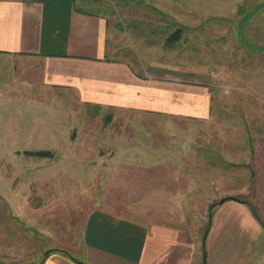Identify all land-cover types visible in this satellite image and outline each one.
<instances>
[{
  "label": "crops",
  "instance_id": "1",
  "mask_svg": "<svg viewBox=\"0 0 264 264\" xmlns=\"http://www.w3.org/2000/svg\"><path fill=\"white\" fill-rule=\"evenodd\" d=\"M110 19L102 0H0V97L16 102L17 116L24 105L28 116H40L35 109L43 106L63 120L74 117L81 129L88 115L108 116L109 123L111 114L124 117L121 129L106 131L105 139L99 133L75 140L78 148L122 150L107 157L99 195L91 207H81L78 234L49 248L39 264L264 261V223L255 213L264 212V173L256 172L255 157L235 156L232 165L205 159L208 135L201 137L204 129L195 122H214L209 87L176 73L140 74L115 50ZM236 117L234 143L251 148V131L261 128L253 125L249 140ZM196 141L205 146L194 148ZM250 170L254 189L262 191L248 200L240 196ZM217 198L225 200L208 217Z\"/></svg>",
  "mask_w": 264,
  "mask_h": 264
},
{
  "label": "rangeland",
  "instance_id": "2",
  "mask_svg": "<svg viewBox=\"0 0 264 264\" xmlns=\"http://www.w3.org/2000/svg\"><path fill=\"white\" fill-rule=\"evenodd\" d=\"M102 1L111 16L109 34L115 50L129 58L140 74L176 73L180 79L209 87L214 122L206 127L195 122L208 131L200 133L208 135L210 144L205 159L217 156L232 165L235 156L252 155L256 172L264 173V0ZM83 8L95 10L94 6ZM178 27L181 38L167 44L166 37ZM1 95L0 264H39L45 251L63 244L64 237L78 234L81 207H91L99 195L107 157L122 150L78 148L75 140L99 133L105 139L106 131L121 129L124 117L111 114L109 123L108 116L88 115L84 117L88 132L84 133L74 117L63 120L48 114L49 110L42 111L43 106L35 109L42 112L40 116L33 118L32 112L28 116L27 105L22 116H17L12 111L16 102ZM236 115L241 116L247 134L253 125L261 128L251 131L252 138L248 135L252 149L234 143ZM195 144L194 148L205 146L199 141ZM250 172L240 196L248 200L260 198L262 191L254 189L256 175ZM259 208L255 213L264 223ZM260 263L264 264L263 259L255 261Z\"/></svg>",
  "mask_w": 264,
  "mask_h": 264
},
{
  "label": "trees",
  "instance_id": "3",
  "mask_svg": "<svg viewBox=\"0 0 264 264\" xmlns=\"http://www.w3.org/2000/svg\"><path fill=\"white\" fill-rule=\"evenodd\" d=\"M181 36H182V28H181V27H178V28H176L174 31H172V32L166 37L165 42H166L167 44H173V43L177 42V41L181 38ZM234 199L239 200L240 198H238V197H234ZM223 200H225V199H223ZM219 202H220V201H219ZM219 202H215V203H212V204L209 205V208H208V217L211 216L212 211H213V208H214L215 205H217ZM207 228H208V226H206L205 229H207ZM49 252H50V250H49V251H48V250L45 251V252L43 253V258H44ZM43 258H42V259H43Z\"/></svg>",
  "mask_w": 264,
  "mask_h": 264
},
{
  "label": "water",
  "instance_id": "4",
  "mask_svg": "<svg viewBox=\"0 0 264 264\" xmlns=\"http://www.w3.org/2000/svg\"><path fill=\"white\" fill-rule=\"evenodd\" d=\"M221 201H223V199H221V200H220V202H221ZM207 229H208V228H207ZM207 229H206V230H207ZM206 233H207V232L205 231V233H204V236H203V239H202V243H203V249H204V247H205V238H206Z\"/></svg>",
  "mask_w": 264,
  "mask_h": 264
}]
</instances>
